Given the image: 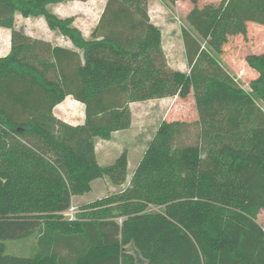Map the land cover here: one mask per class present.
<instances>
[{
	"label": "trees",
	"instance_id": "16d2710c",
	"mask_svg": "<svg viewBox=\"0 0 264 264\" xmlns=\"http://www.w3.org/2000/svg\"><path fill=\"white\" fill-rule=\"evenodd\" d=\"M64 1L0 0L12 28L0 56V264H264V52L245 57L257 74L247 91L202 42L220 22L264 25V0L192 8L188 72L168 65L148 0H108L91 38L49 9ZM17 13L43 16L79 51L14 28ZM191 91L198 141L179 144L187 123L164 120L123 190L66 216L94 180L127 182L126 152L102 166L96 138L128 129L132 102ZM67 96L85 104L82 124L55 116ZM29 237L33 255L6 253L4 240Z\"/></svg>",
	"mask_w": 264,
	"mask_h": 264
},
{
	"label": "rangeland",
	"instance_id": "374dc122",
	"mask_svg": "<svg viewBox=\"0 0 264 264\" xmlns=\"http://www.w3.org/2000/svg\"><path fill=\"white\" fill-rule=\"evenodd\" d=\"M226 1L183 0L170 3L164 0H148L151 21L161 31L162 46L168 65L171 68L185 72L189 71L182 37V29L184 27L191 29L196 34L186 18L189 11L195 6L210 10L222 6ZM104 3V0L83 2L70 6L65 10V15H74L76 23L84 28L87 36L91 37L92 28L95 24H98L105 9ZM35 27H37V24L25 20L20 14L15 17L14 28L23 32L35 33ZM1 29H3L2 31L5 34L0 32V49L4 50L6 31L10 30L9 34L11 33L12 36V28L3 27ZM202 42L219 57L224 68L239 84L245 90L250 91V81L257 74L247 64L245 57L249 53L264 52V25L238 19L220 22L210 38ZM260 104L264 109V102H260ZM133 110L136 114V120L130 130L116 134L109 142L100 138L96 141L97 160L102 166L113 164L118 156L126 152L127 160L130 159L129 175H132L134 165L137 164L148 142L153 138L164 120L187 123V126L182 129L178 140L179 144H195L198 141V113L193 91L186 96L175 95L173 101L167 104L153 101L148 102L146 108L144 106L141 107L140 104H135ZM74 112L77 116L82 115V112L78 110ZM127 183L115 184L107 176L96 179L90 192L74 198L72 207L76 211L83 204L118 193L127 186ZM239 186L238 182L232 185L233 189ZM153 210L158 209L154 208ZM68 212L70 210L65 214L69 217ZM256 214L258 222L264 227V206L259 207ZM34 243L35 237L4 240L6 253L19 256L33 255L36 252ZM128 250L136 253L134 246H128ZM143 264H146V262H143Z\"/></svg>",
	"mask_w": 264,
	"mask_h": 264
},
{
	"label": "crops",
	"instance_id": "0c3cea01",
	"mask_svg": "<svg viewBox=\"0 0 264 264\" xmlns=\"http://www.w3.org/2000/svg\"><path fill=\"white\" fill-rule=\"evenodd\" d=\"M88 1H90V0H86V1L70 0V1L59 2V3H55V4H50L49 5V9L53 13L57 14L58 16H60L62 18L75 17L74 15H67V14L65 15V12H66L65 10H67L70 6H75V5L81 4L83 2H88ZM107 1L108 0H104V2H105L104 5L105 6L107 4ZM18 14L19 13H17L16 16ZM22 17H24V16H22ZM24 18H25V20H28V21L33 22L34 24H37V27H35L36 28L35 29V33L25 32L31 38L47 41V42L51 43L53 46H57L58 45V46L67 47V48H70V49H73V50H78L74 46V44L72 43V41L69 38H67L66 36L61 34L58 30L51 29L49 27V25L47 24V21L45 20V18L43 16H38V17L29 16V17H24ZM74 24H75V26H77L83 32V34H84V36L86 38H91L90 36H87V33L85 32L84 28H82L80 25H78L76 23L75 18H74ZM96 26H97V24H95V26L92 28L93 29L92 32L94 31ZM1 28H3V27L0 26V32L4 33V31H2L3 29H1ZM9 32H10V30L6 31V36H5L6 38H5V43H4L6 45H4L5 46L4 50L0 49V56L7 55L10 52L11 48H12V41H11L12 36H11V33L9 34ZM183 43H184V41H183ZM184 48H185V46H184ZM185 53H186V51H185ZM174 97L175 96H169V97H165V98H155V99H150V100H146V101L132 102L130 104V108H131V112H132V123H131V126L128 129L119 130V131L114 132L112 138L114 136H116V134H119L120 132H126V131L130 130V128H132L134 126V122L136 120V114L134 113L133 106L135 104H140L141 107L144 106L146 108L147 105H148V102H153V101L158 102L159 101L162 104H167L169 102H172ZM76 110L82 112V115L81 116L75 115L74 111H76ZM54 114H55L56 117H58L59 119L65 121V122H67L69 124L79 125V124H82L84 122V120H85V104H83L82 102L74 99L72 96H67L65 98V100H63L60 104H58L55 107ZM98 138L99 137L96 138V141L98 140ZM100 139H102V138H100ZM103 140H105V139H103ZM111 140L112 139H109V140H106V141L109 142ZM147 146H148V144H147ZM146 148H145V150H146ZM143 154H144V152H143ZM143 154H142V156H143ZM96 155H97V144H96ZM142 156L138 160L137 164L134 165L133 173L136 170L137 166L139 165V163H140V161L142 159ZM129 165H130V159L128 160V173H127V182L128 183H129V181H130V179H131V177L133 175V173H132V175H129ZM93 182H92V189H93ZM128 183H127V185H128ZM75 197L76 196L72 197V203H73V200H74Z\"/></svg>",
	"mask_w": 264,
	"mask_h": 264
},
{
	"label": "built area",
	"instance_id": "2783aa9c",
	"mask_svg": "<svg viewBox=\"0 0 264 264\" xmlns=\"http://www.w3.org/2000/svg\"><path fill=\"white\" fill-rule=\"evenodd\" d=\"M70 212H68V215H69V218L70 219H73L74 218V215H75V208L74 207H71L70 209Z\"/></svg>",
	"mask_w": 264,
	"mask_h": 264
}]
</instances>
